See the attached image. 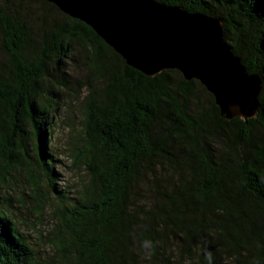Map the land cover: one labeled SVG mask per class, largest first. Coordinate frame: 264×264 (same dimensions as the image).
Returning a JSON list of instances; mask_svg holds the SVG:
<instances>
[{
  "label": "trees",
  "instance_id": "obj_1",
  "mask_svg": "<svg viewBox=\"0 0 264 264\" xmlns=\"http://www.w3.org/2000/svg\"><path fill=\"white\" fill-rule=\"evenodd\" d=\"M36 1L46 8L39 23L22 0L0 6V145L3 156L29 158L33 140L48 194L61 193L52 210L61 263L264 264V0H155L221 20L227 45L262 80L259 112L248 120L223 117L206 87L178 70L148 77L129 67L89 25ZM76 56L91 81L75 90L68 64ZM73 90L75 101L64 99ZM75 102L84 139L64 149L84 176L70 198L57 189L48 141L64 123L54 122L59 109ZM34 261L0 204V264Z\"/></svg>",
  "mask_w": 264,
  "mask_h": 264
},
{
  "label": "water",
  "instance_id": "obj_2",
  "mask_svg": "<svg viewBox=\"0 0 264 264\" xmlns=\"http://www.w3.org/2000/svg\"><path fill=\"white\" fill-rule=\"evenodd\" d=\"M45 1L89 25L146 76L178 70L187 81H200L226 119L259 112L262 80L227 45L221 20L155 0Z\"/></svg>",
  "mask_w": 264,
  "mask_h": 264
},
{
  "label": "rangeland",
  "instance_id": "obj_3",
  "mask_svg": "<svg viewBox=\"0 0 264 264\" xmlns=\"http://www.w3.org/2000/svg\"><path fill=\"white\" fill-rule=\"evenodd\" d=\"M5 0H0V6ZM21 6L26 16L31 18L34 23H39V17L45 9L42 4L36 0H22ZM6 56L0 47V64L6 62ZM74 62L69 63V80L78 89L77 83L91 81L89 70L83 60L77 56L73 58ZM98 84V81L95 82ZM75 90L67 91L64 99L75 101ZM81 93V98L87 94L86 90ZM71 111L59 109L60 118L54 121L59 123L57 139L48 141V145L53 146V155L55 160V172L58 174L57 189L64 192L65 196L73 198L75 190L78 187L79 178L84 176L82 172L71 169V162L68 158V152L64 149L67 143L74 139H79V144L84 139L83 121L85 112L79 102L71 103ZM64 124H70V132ZM26 129L32 130L30 122H26ZM56 129V127H55ZM27 149L29 158L24 151L18 158L8 157L6 152L2 155L3 150L7 151L5 146L0 145V204L5 211L6 216L10 219L18 232L24 237L29 247L35 253L34 264H62L59 252L54 241L59 236L56 229V222L52 217V210L62 200L61 193L48 194L50 181L41 173L37 164L38 152L34 148L33 140H27ZM23 164H20V163ZM38 172V173H37ZM32 174L37 176L39 188L33 189ZM40 174V176L38 175ZM69 192V193H66ZM46 197V208L42 209L40 198Z\"/></svg>",
  "mask_w": 264,
  "mask_h": 264
}]
</instances>
